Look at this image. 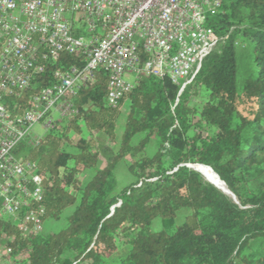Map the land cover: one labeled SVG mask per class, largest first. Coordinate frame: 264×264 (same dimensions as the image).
<instances>
[{
  "label": "trees",
  "instance_id": "16d2710c",
  "mask_svg": "<svg viewBox=\"0 0 264 264\" xmlns=\"http://www.w3.org/2000/svg\"><path fill=\"white\" fill-rule=\"evenodd\" d=\"M221 3L210 21L219 49L181 96L169 78L144 75L109 107L102 69L74 98L75 116L20 146L18 157L44 177V231L24 236L0 215V264H264V0ZM241 39L252 45L257 76L239 89ZM73 65L84 66V58L46 63L31 89L7 105L22 113L56 83L57 70ZM121 162L133 181L117 192ZM189 165L211 168L236 201ZM87 171L93 175L85 181ZM63 220V229L45 231L47 221ZM156 220L160 231L152 229Z\"/></svg>",
  "mask_w": 264,
  "mask_h": 264
},
{
  "label": "built area",
  "instance_id": "2783aa9c",
  "mask_svg": "<svg viewBox=\"0 0 264 264\" xmlns=\"http://www.w3.org/2000/svg\"><path fill=\"white\" fill-rule=\"evenodd\" d=\"M221 6V0H0V215L24 236L42 233L44 177L17 155L28 139L32 145L42 139L33 137L34 128L43 124L48 132L75 116L74 98L102 69L109 107L144 75L169 78L181 96L219 49L210 21ZM66 55L83 57L84 66L57 70L56 83L22 113L9 108L7 101L28 92L46 63L61 64Z\"/></svg>",
  "mask_w": 264,
  "mask_h": 264
},
{
  "label": "rangeland",
  "instance_id": "374dc122",
  "mask_svg": "<svg viewBox=\"0 0 264 264\" xmlns=\"http://www.w3.org/2000/svg\"><path fill=\"white\" fill-rule=\"evenodd\" d=\"M236 61H237V69H238V87L239 89L245 83V81L249 78H254L257 76V67L254 62L253 57V48L249 41L247 40H239V46L236 52ZM133 80V78H131ZM128 112V105L123 107V117L119 121L117 132L119 136L123 132L124 123L126 119V115ZM62 122H59L58 125H62ZM47 131L44 128V125H38L33 130V137L43 138L46 135ZM157 141L156 138H152L150 146L148 147V153L152 154L155 150ZM93 175V172L87 171L83 174L82 179L87 181ZM117 175V192H120L125 186L130 184L133 181V175L127 168V166L121 162L116 168ZM70 212L68 210L65 216ZM66 222L63 220L61 222L47 221L45 224V231L47 233H52L55 231H59L65 227ZM161 221L156 220L153 222L152 229L154 231L161 230Z\"/></svg>",
  "mask_w": 264,
  "mask_h": 264
},
{
  "label": "bare ground",
  "instance_id": "6f19581e",
  "mask_svg": "<svg viewBox=\"0 0 264 264\" xmlns=\"http://www.w3.org/2000/svg\"><path fill=\"white\" fill-rule=\"evenodd\" d=\"M201 175L209 182L217 186L220 190L224 191L226 194L229 193L227 186L221 181L219 176L211 169L203 165H198L195 167Z\"/></svg>",
  "mask_w": 264,
  "mask_h": 264
},
{
  "label": "water",
  "instance_id": "95a60500",
  "mask_svg": "<svg viewBox=\"0 0 264 264\" xmlns=\"http://www.w3.org/2000/svg\"><path fill=\"white\" fill-rule=\"evenodd\" d=\"M196 166H198V165H189V166H187L188 168H190V169H192V170H194V171H196V172H198V173H200L197 169H195V167ZM201 174V173H200ZM205 179V178H204ZM206 180V179H205ZM207 181V180H206ZM207 182H209V181H207ZM210 184H212L211 182H209ZM212 185H214V184H212ZM215 186V185H214ZM220 192H222L223 194H225L226 196H230V197H232L235 201H236V198L234 197V195L229 191V193L228 194H226L224 191H222V190H220L217 186H215Z\"/></svg>",
  "mask_w": 264,
  "mask_h": 264
}]
</instances>
